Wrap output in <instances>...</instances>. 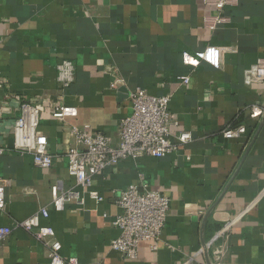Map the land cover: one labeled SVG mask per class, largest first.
<instances>
[{
    "label": "crops",
    "instance_id": "obj_1",
    "mask_svg": "<svg viewBox=\"0 0 264 264\" xmlns=\"http://www.w3.org/2000/svg\"><path fill=\"white\" fill-rule=\"evenodd\" d=\"M219 15L225 21L210 29ZM206 46L219 49L218 68L182 63L183 53ZM259 59L264 0H227L220 12L204 0H0V180L7 199L0 227L11 229L0 264H49L50 242L18 226L41 208L48 215L40 225L54 230L62 258L83 264H187L206 245L222 250L221 264H264V117L251 118L252 107H264ZM64 60L74 69L65 89L57 81ZM136 89L170 96L172 131L190 133L192 142L164 158L106 168L93 178L101 202L85 198L82 207L55 212L51 186H74L65 157L71 127L115 141L130 114L127 91ZM19 98L40 109L37 136L55 158L48 170L12 150ZM57 106L74 107L77 116L54 120ZM227 128L234 138H224ZM137 183L166 196L169 210L156 248L142 242L137 258L125 260L109 247L119 235L112 221L119 193ZM207 257L191 264H208Z\"/></svg>",
    "mask_w": 264,
    "mask_h": 264
},
{
    "label": "built area",
    "instance_id": "obj_2",
    "mask_svg": "<svg viewBox=\"0 0 264 264\" xmlns=\"http://www.w3.org/2000/svg\"><path fill=\"white\" fill-rule=\"evenodd\" d=\"M205 4L213 5L218 12L222 11L227 0H204ZM225 19L217 16L209 26L213 29L222 24ZM220 52L215 46H206L194 53H183L181 60L184 65L197 67L200 63L212 68H218ZM74 69L69 61L64 60L57 68V81L65 89L73 81ZM255 75L264 82V59H259L255 66ZM183 84L189 83V77H182ZM112 88H115L113 85ZM126 100L130 114L119 122L116 140L101 133H91L87 126H73L70 134L73 137V147L66 153L68 172L74 179V186L68 190L59 191L56 185L51 186V208L55 212L64 210L67 204L82 207L85 198L101 202L102 198L93 189V178L103 170L117 165L127 159L142 157L164 158L173 153L178 146L192 142L188 132L173 133L177 123L170 118V96H151L144 90L127 91ZM19 115L12 126V150L19 154H28L33 164L40 169L48 170L54 164V156L47 150V142L37 136L40 120V109L37 106L19 98ZM77 116V110L70 106H57L51 112L54 120L62 121ZM264 117V107L251 108V118ZM226 139L235 137V131L227 128L223 132ZM6 149L0 146V156ZM7 204L6 182L0 180V211ZM116 205L120 213L112 221L113 227L119 235L110 242V249L118 253L122 259L134 260L137 258L138 246L142 242H149L156 248L164 230L169 199L155 191H141L140 183L128 186L119 193ZM48 210L41 208L30 218L20 222L19 227L40 242H50L51 258L49 264H83L76 258H62L61 246L54 241V230L40 225V216L46 218ZM234 220V219H233ZM228 222L229 224L233 223ZM238 220V217L234 221ZM11 233L8 227H0V250ZM208 264H221L223 252L219 248L204 246L195 255L187 260L191 264L198 257L206 254ZM97 264V263H89Z\"/></svg>",
    "mask_w": 264,
    "mask_h": 264
}]
</instances>
